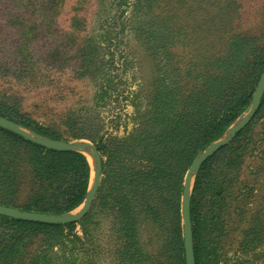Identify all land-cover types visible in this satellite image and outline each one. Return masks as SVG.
Segmentation results:
<instances>
[{"label":"rangeland","instance_id":"374dc122","mask_svg":"<svg viewBox=\"0 0 264 264\" xmlns=\"http://www.w3.org/2000/svg\"><path fill=\"white\" fill-rule=\"evenodd\" d=\"M233 36L264 47V0H0V112L48 131V139L88 143L101 159L89 211L58 225V232L21 241L18 264H180L178 251L185 261L186 173L196 156L247 114L264 70L248 104L222 134L187 161L179 158L182 142L209 126L204 116L226 109L235 97L241 75L233 77L234 70L250 68L261 55L243 44L236 56ZM148 148L161 149L165 178L148 174L149 157H131ZM85 153L87 194L94 159ZM20 157L18 166L10 164L18 181L3 185L14 174L0 136V205L27 211L36 189L29 162ZM208 160V184L196 208L199 264H264V104ZM202 164L192 175L190 209ZM83 202L53 216L73 215ZM114 219L118 225L134 219L131 241L124 233L117 238L123 228ZM6 233L13 229L0 226V250Z\"/></svg>","mask_w":264,"mask_h":264},{"label":"trees","instance_id":"16d2710c","mask_svg":"<svg viewBox=\"0 0 264 264\" xmlns=\"http://www.w3.org/2000/svg\"><path fill=\"white\" fill-rule=\"evenodd\" d=\"M212 33L216 34L217 32L214 30ZM230 40L234 45L233 47L237 49L235 51L236 56L239 55V50L245 49L243 44L248 45L250 50L255 53V50H260L261 55L258 57L256 54L255 59L249 63L250 68L245 69V67H243L241 72L234 70L237 75L233 77L241 75V79L238 81L239 86L233 89L234 93H232V96L235 97L227 99L226 109H219L215 114L210 115V113H207L204 116V120L208 121L209 125L204 133H197L193 136H189L182 142L178 157L182 158L183 161H187L188 157H191L193 154H195L196 150L202 149L204 146L218 138L224 129L229 124H231L236 119V117H238L241 110L248 104L254 91L257 77L264 68V47L257 46L256 39L250 37L233 36ZM218 95L219 94L214 95L213 98H218ZM224 96L228 97L230 95L227 93ZM263 104L264 94L260 101V109ZM0 116L19 123L22 127L29 129L43 137L53 138V136L48 133V131L42 130L30 122H20L18 119H14V117L1 112ZM181 121H184V117L181 118ZM0 136L3 138V141L7 143V158L13 159V161L9 160L5 164L10 166L11 163H14L18 166L21 159L20 156L26 157L29 162L31 182H33L31 189H36V191L33 190L35 199L31 203L27 204L29 205V209L25 208L27 212L31 211L36 213L59 215L74 209L84 200L89 183V166L84 155L74 151L59 152L49 150L40 145L27 141L22 137L12 133L11 131L3 128H0ZM147 146H150V144ZM161 155L162 152L160 148H148L142 150L137 155H131V157H149L153 160L151 162L153 166L148 168V174L154 176L158 175L159 178H165V167L163 166L162 162H160ZM183 161L180 160V163L183 164ZM209 161L210 160L206 161L201 166L199 174L195 180L193 187V197L191 199L190 220L195 264H199L201 243V222L200 216L196 212V208H198L200 205L203 189H205L206 184H208L206 179L210 170ZM1 168L3 167L1 166ZM121 172L123 174L127 173L125 170H122ZM13 174L14 177L7 181H3V185L11 186V181H18L16 176L17 171L13 170ZM118 179L120 180V177ZM141 194L145 195L146 199L151 198L149 195H146L143 192H141ZM116 219L113 221L114 226L117 227L120 225L123 228V230L119 229L117 231V238L121 233H124L125 235L123 236H125V242L131 241L128 237H131V233H133V227L135 225L134 219L121 220L119 221V225L116 224L118 223V220ZM174 223L176 224L178 222L176 221ZM2 225H4V229H13V235H8L7 233L3 234V240H5V243L3 246H1L2 248L0 250V264H18L17 260L20 257L17 254V246L27 237L34 234L53 233L54 231L58 232L63 228L62 226L58 225L29 222L0 215V226ZM71 226L73 225H68L65 228H70ZM164 230L165 229L163 228V231ZM176 236L177 238L175 242L178 243L179 250V245H181V242L179 240V235ZM10 237L14 238L9 241ZM0 243L2 244V242ZM126 249L127 248L124 246L123 250ZM116 250H118V248H116ZM176 253L178 254V262H180V264H185V261L182 260L180 256V252L178 251Z\"/></svg>","mask_w":264,"mask_h":264},{"label":"water","instance_id":"95a60500","mask_svg":"<svg viewBox=\"0 0 264 264\" xmlns=\"http://www.w3.org/2000/svg\"><path fill=\"white\" fill-rule=\"evenodd\" d=\"M264 94V70L262 75L258 81L257 87L253 93L251 105L247 114L235 125L229 128L227 132V136L223 139H219L213 143H211L203 153L196 156L189 170L186 173L183 191H182V199H181V218L183 223V245L185 251V264H195L194 261V252H193V241H192V228H191V220H190V185L192 180V175H194L199 166L206 161L209 157H211L215 152H217L221 147L226 145L231 141V139L252 119L255 112L257 111L261 98ZM0 127L9 129L14 133L20 135L24 139L40 145L46 149L64 152V151H74L78 153H91L94 159V174L92 185L87 192L82 208L73 215H60L53 216L44 213H36V212H27L20 211L11 207L0 205V215L20 219L29 222H38L45 223L51 225H66L69 223L76 222L80 220L91 208L93 198L98 189V183L100 178L101 171V159L99 154L92 145L84 142L80 143H67L61 140H52L46 137H40L35 133H32L20 125L16 124L13 121H10L6 118L0 116Z\"/></svg>","mask_w":264,"mask_h":264},{"label":"bare ground","instance_id":"6f19581e","mask_svg":"<svg viewBox=\"0 0 264 264\" xmlns=\"http://www.w3.org/2000/svg\"><path fill=\"white\" fill-rule=\"evenodd\" d=\"M85 155L87 156L88 160H91L89 153L86 152Z\"/></svg>","mask_w":264,"mask_h":264}]
</instances>
